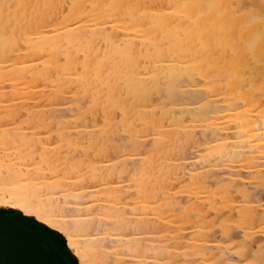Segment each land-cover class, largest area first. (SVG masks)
Returning a JSON list of instances; mask_svg holds the SVG:
<instances>
[{
  "label": "bare ground",
  "instance_id": "obj_1",
  "mask_svg": "<svg viewBox=\"0 0 264 264\" xmlns=\"http://www.w3.org/2000/svg\"><path fill=\"white\" fill-rule=\"evenodd\" d=\"M58 1L14 0L12 5V0H0V112H6V115L0 118V121L2 120L0 122V190L8 194L3 193L1 201L8 202L9 208L20 210L21 215L14 213L16 218L29 226L37 227L34 223L38 221L46 223L51 228L64 231L67 246L73 251L76 259L80 260V264H107V257L113 254L111 252L109 255V247L101 244L100 240L90 239V237L81 239L84 234H88L85 231L87 223L76 219L67 222L63 220L65 216H62L61 220L58 212L56 213L60 211V208L52 198L46 197L49 192L63 188L62 179L58 175L50 178L45 173L41 174L39 170H45L43 165L37 166V169L35 162L30 163L34 152L30 150L26 134L19 131L18 126L2 128L1 124L4 121L8 124L12 123L15 115L24 113L28 115V118L29 116L35 118L29 119V122H34L37 118V120L44 121L48 118L47 110L35 113L36 110L30 108L29 103L37 99L40 101L45 99L48 88L54 92V94L51 93L54 96L52 101L56 103L57 97L72 86V82L73 84L77 82L83 93L97 94L99 104L108 116L105 132L102 133L101 138L97 139V145L103 149L108 148L110 138L118 127L115 111L120 109L125 115L124 123L130 136L140 139L147 134V131L155 135L154 141L157 142L158 150L154 158L147 162L148 167L154 166L159 171L163 170L165 174H169L172 168L168 166L167 161L173 159L175 151L179 149L185 136L189 135L188 130L190 129L186 131L185 126L183 127L186 121L180 119L182 118L180 113V120H175L171 127L165 128L167 124L164 125V122L170 120L167 115L168 111L161 113V120L156 119L155 114L158 115L159 112L156 113L157 110L148 108L149 101L151 99L154 101L152 98L154 93L161 92V80L166 78L170 81L166 80L170 83L167 86V102L171 105L176 102L179 104L183 101L180 82L187 77L194 83L196 77L194 78L193 75L199 74L206 82L209 89L207 96L211 98V101L202 104L204 106H198L199 108L204 107L200 109L201 111L196 112L194 109L195 113L192 111L188 113L193 118L188 116V119L203 120L204 122L201 121L200 125L205 123L211 129L209 131L213 132L211 137L213 144L209 148L208 155L201 156L200 153L198 156L201 158V165L198 163L200 170H192L189 173L192 177V193L199 199L212 202L213 190L210 184L208 185L206 174L210 168L214 170L213 168L217 166L211 164V157L217 156L225 166L229 167L231 184L235 186L234 191L240 195L238 202L231 204L233 206L231 209L234 211L231 215L236 216L237 219L226 218L224 220L221 237L214 238L213 235L212 239L201 232L200 235L203 236L193 241L186 238L180 229L174 227V222L168 220V217L165 218L166 214L158 216L164 221L168 220L163 225L167 233L165 240L168 242L161 245L155 241L160 245L157 247V252L159 255L161 251L163 254L166 250L169 254L167 257L180 258L185 264H192L195 256L202 257L205 262L209 261V264H215L213 261L215 255L217 258L218 255L224 258L227 264H233L230 260L235 262L234 264H239L240 260L239 262H237L238 259L234 261L235 258L243 259L242 261H246L247 264H253L256 259H251L247 257L248 254H244L248 249L247 244L249 241L257 242L255 238L258 235H255L254 231L258 227L264 238V203L258 207L253 203L257 198L255 199V196L251 194L253 186L264 185V0H72L68 5L64 3L67 9L62 20L57 23H48V20L44 18L47 14L43 17L42 11L49 10L51 4ZM13 7L15 10H12ZM54 9L53 19L57 14V8ZM50 13L52 11L48 14ZM120 13L126 14L132 20L130 18L128 21L120 20L118 18ZM19 18L22 19L19 20ZM109 27L112 28L110 33L108 32ZM119 30L126 31V35L133 34L134 36L129 39H120L117 35ZM101 36H104L111 44L110 48L107 46L109 51L104 49L103 44L101 46ZM117 36L121 40L120 43L117 41ZM168 42L174 43L171 49L167 48ZM170 55L173 59L177 58V61H170L172 59ZM79 90L77 89V92ZM123 92L127 94V98H123ZM156 97L159 98V96ZM205 97L202 93H196L188 99L197 103ZM183 103H187V99ZM40 104L41 102L36 105L39 107ZM9 119L12 120L9 121ZM31 122L29 124L33 123ZM142 123L146 126V130H140ZM193 133H190L191 136ZM140 140H136L135 137L133 139L138 145ZM7 150H12V152ZM45 159L49 163H47L49 168L47 169L46 166V170L56 173L55 165L60 161L58 154L49 153L42 160ZM234 165L245 169L243 171L232 169ZM147 184L149 186L147 181L140 180L139 191H146L148 198L155 200L156 196L152 195ZM228 189L224 188L222 192L226 193V201L232 202ZM232 193L230 191L231 195ZM113 195L118 196L117 192ZM94 201H90L91 209ZM106 201L109 200L106 199ZM255 206L259 209L256 210ZM141 210L145 213L146 207H141ZM154 210L157 211L156 208ZM107 215L111 218H120L113 208ZM121 216L125 219L123 215ZM172 216L174 214L169 217ZM148 222L146 217H143L139 220L138 227L142 226L143 229L149 227L151 230L152 227ZM208 223L210 221H207L205 225ZM214 226L216 225L205 229L210 228L207 231L211 233ZM234 227L240 228L239 230L236 228L240 232L239 235L234 234L233 236ZM138 230L141 229L138 228ZM145 230H142L143 234H146ZM149 231L146 230V232ZM218 238L224 240L221 242L223 244L211 245L213 243L211 241H218ZM125 242L124 238H115L114 246L110 248L122 252ZM147 242L145 248L148 250L147 247H151L154 243L149 244V241L147 244ZM138 248L135 250L136 256L140 257L141 253L137 252ZM260 248L264 249V245ZM143 250L144 248L140 249L144 253L146 250ZM155 251L151 255L156 258ZM231 253L233 256L228 260L227 255ZM162 257L157 260L154 258V264H165L163 262L165 256L163 259ZM17 259L21 263L0 258V264H23L22 259ZM242 261L241 264H244Z\"/></svg>",
  "mask_w": 264,
  "mask_h": 264
},
{
  "label": "rangeland",
  "instance_id": "obj_2",
  "mask_svg": "<svg viewBox=\"0 0 264 264\" xmlns=\"http://www.w3.org/2000/svg\"><path fill=\"white\" fill-rule=\"evenodd\" d=\"M13 2L14 0H12V5H13ZM71 2L72 0H59L56 3H52L51 6L49 7V10L44 9L42 11V14H43L42 16L44 17L47 14L44 18L48 20V23H51V22L57 23L60 20H62V18L66 14L67 6L64 7V3L65 4L67 3L66 5H68ZM54 8H57L56 9L57 14H56V17H54L53 19L52 15L53 16L55 15ZM12 10H15V7H13ZM50 11H52V13L48 14ZM58 12H60V14ZM58 14L59 16H57ZM120 14L121 15H118V18L120 20L122 19V20L128 21V19L130 18L124 13L123 14L120 13ZM21 19L22 18H19V20ZM52 25L50 27H52ZM111 29H112L111 27L108 28L109 33L112 31ZM120 31L121 33L123 32V34L121 33L119 34ZM125 32L126 31H122V30L118 31L117 35L119 36L120 39L121 38L129 39V38H132V36H134L133 34L127 33L129 35L128 36L126 35ZM118 36H117V41L118 43H120L121 40L118 39ZM100 40H102V42H100L101 46L104 45V49L106 51H109L110 50L109 48L111 46L109 41L106 40L104 36H101ZM168 43L169 44L167 45V48L171 49L174 43L171 42L172 45L170 42ZM107 46L109 48H107ZM170 57L172 58L171 55ZM176 59L177 58L175 59L172 58L170 61L176 62L177 61ZM198 75L199 74L193 75L194 78L196 77L194 83L190 81L189 78L185 77L184 80H182L179 84L180 89L182 90L181 92H183L182 94L183 101L186 102V99H187V103H183V101H181L179 102V104L178 102H176L177 104L174 103V105H171L170 103L167 102L168 101V99H166L167 98L166 96L168 94L167 86L170 85L169 83L170 81L167 80L166 78H162L161 80L162 82L161 92L159 93L153 92L154 93V94L152 93L153 97L152 96L151 97L154 98V101L152 99L149 101L148 108L157 110L156 113L159 112L158 115L155 114L156 119L161 120L160 119L161 113L168 111L167 115L170 117V120L166 121L167 123L164 122V125L167 124L165 125L166 127L164 126L165 128L171 127L174 124V121L179 119V117L181 116L180 114H182V118L180 117V119L181 120L185 119L184 121H186L185 122L186 124L183 123L184 124L183 127L185 126V130L187 131L188 129L190 130L193 129V131L188 130L190 136L184 135L185 138L182 141L179 149L175 151V154L173 155L174 156L173 159L167 161L168 166L172 168L171 169L172 171L169 174H165L163 170L159 171L154 166L148 167L149 164H147V162L148 161L150 162V159L154 158L153 156L158 150L157 142H155L156 140L154 141L155 135L151 133V131L150 132L147 131V134L144 137L140 138L141 140L139 138H136V136H134L136 140H140V144L139 145L136 144L135 141H133L134 137L130 136L131 135L130 132L127 131V128L124 123L125 115L123 111H121L120 109H117L115 111L116 123L118 127L117 129H115V133L110 138L108 148H104L105 149L104 150L102 147L98 146L97 139L101 138V136L105 132L106 126L108 124L107 122L108 116L105 113L104 108H102V105L99 104L98 96H96L97 94L92 93V92L83 93L82 89L80 88L78 83L75 81H74L75 82L74 84L72 82V86L74 85L72 89H71L72 86L68 87L67 90L61 93L62 95L60 97H57L58 101L56 103L52 101V98H54L53 96L54 92L50 88H48L47 89L48 91H46V96L44 97L45 99H43L42 101L37 99L35 100V102L29 103V107L34 108V110H36L34 111L35 113H39V111L41 110H47L48 113L46 114V116H48V118L44 119V121L37 120L38 119L37 118L36 120L39 121L38 124L36 120H34L35 123L33 121H32L33 123L30 121L32 124H29L30 123L29 119L32 120V118L33 119L35 118L31 116H29L28 118V115H25V113L24 114L21 113L24 116L17 114L14 117L12 116L13 117L12 119L14 121H11L12 119L11 120L9 119V121H11L12 123L8 121L9 122L8 124L7 121L6 123L4 121L3 122L4 124L3 123L1 124L3 126L2 128H12V127L16 128V126H18L17 128H20V129L22 128L21 130L20 129L18 130L26 134L29 140V143H30L29 144L30 150L32 151V153L34 152L32 154V158L30 159V163L35 162V165H36L35 168L37 169H38L37 166L43 165L42 167L45 168V170L44 171H42V169L39 170V172L41 171V174L45 173L46 175L50 176V178H52V176L54 177L55 175L56 176L58 175V177L62 179L63 184H64L63 188L61 187L59 189H56L53 192H49V194L46 197L52 198L55 201L56 205H58L57 207L60 208V211H56V213L58 212L59 218L61 220L65 216L63 220L64 221L66 220L67 222L76 219L77 221L79 220L82 223L84 222L87 223L85 224V227L87 226L85 231L88 232V234L87 235L84 234V237H82L81 239H89L90 237V239L92 238L95 240H100L101 244H105V246L109 247L108 249L110 251L109 255L112 252L113 254L116 255L117 258L115 257V255L111 254V256L107 257L108 259L107 264L108 263L112 264L113 261H114L113 264H154L155 259L156 260L157 258L160 259L163 254H166V255H163V257L165 256L166 258V259L164 258L163 260L165 264L167 263L168 264L169 263L185 264L180 258L167 257L169 256V254L167 253L166 250H165L166 253L165 251H163L164 253L161 254L162 252L161 251L158 255L157 247L160 246L159 244L165 245L168 242L167 240H165L166 239L165 234L167 233L165 232V227L163 226L166 224L168 220H172V223L177 222V224L173 223L174 227H176L177 229H180V231L183 232L182 234H184L186 238L196 241L199 239V237L203 236L202 234L200 235L201 232H203V234L205 233L206 235H209L208 237H211V238L213 237V235H214V238L221 237L223 235L221 231H222V226H223L222 224L224 223V220L226 218H231V220L237 219L236 216L231 215L234 212L232 211L231 208L233 207L232 206L233 204L238 202V200L240 199V195L234 191L235 186L231 184L232 180L230 179V174L228 172L229 167L225 166L223 162H221V159L217 158V156L213 155L211 157V160H212L211 164L215 166L217 165V166L213 168L214 170H211L210 168V170L207 171V174H206L208 185L210 184L209 186L213 190L212 202H209L208 200L199 199L197 195H194L192 193V188H191L192 187V177L189 173L192 170H200L199 167L201 165L200 164L201 158H198V156H200V153H201V156L208 155L210 152L209 148L213 144V142L211 141L213 132L209 131L211 129L208 128L207 124L201 123L202 125H200L201 121L204 122L203 120L200 121V119L198 118L197 120L195 119L190 120L191 116L188 115V113H191V111L192 113L193 112L195 113V110L196 112L201 111L204 107L202 108H199V107L202 104L204 103L207 104L209 101H211V98L207 96L209 94V89L206 85V82L203 80V78L200 75L199 76ZM166 80L169 82L167 83ZM181 83L184 85H182ZM191 84L194 86H192ZM77 89L78 90L80 89L79 90L80 92L78 91L79 93L77 92ZM199 90L200 92H198ZM47 93H50V94H47ZM124 93L125 92H123V94ZM196 93L197 94L202 93V96H206L207 98L205 97V99L207 100L205 101V99H203L202 101H200L201 103L199 101L198 102L196 101L198 104L193 103L192 100L191 101L189 100L190 99L189 97H191L192 95ZM123 94H122L123 98H127V94L126 93L124 95ZM160 94H162L161 97H160ZM63 96H66V97H63ZM156 96H159V98ZM87 99H89V101H87ZM40 102L41 104L38 107L36 104ZM42 102H45V103H42ZM43 104L45 105L43 106ZM60 108L62 110H60ZM170 109L173 111H171ZM0 113H1L0 118L1 117L3 118V116L6 115L5 111H1ZM49 113L50 114L52 113V114L49 115ZM183 115H186L187 117L186 116L184 117ZM188 116L190 117L189 119H188ZM173 118H176V119L173 120ZM0 122H2V120ZM142 124L140 126L141 127L140 130H146V126ZM86 131L88 133H86ZM192 132L194 133L191 136L190 133ZM189 137H191V139ZM188 139H189V142H188ZM31 143L33 144V146H31L32 145ZM47 144L50 146H48ZM41 146L44 148H42ZM12 150H7V151L12 152ZM46 153L47 154L49 153L58 154L60 161L58 164L56 165L54 164L56 167V171L58 173L57 172L54 173V171H52L54 173L53 174L51 173V170L49 172L48 170H46V166H47V169L49 168L48 160L46 159L42 160L46 158V155H47ZM198 163L200 165H198ZM51 166L53 167L52 164ZM232 169L243 171V169L245 168H242L238 165H234ZM171 174H173L174 176ZM140 180L142 181L144 180L149 183V186L147 184V188L150 187L152 195L154 197L156 196V199L154 198L155 200L148 198V193L146 191L144 192L139 191L138 184ZM228 184L230 185L229 189H228L229 187ZM224 188L228 189L229 197L231 196L232 202L226 201L225 199L226 193L225 191L222 192ZM230 191L231 193L232 191H234L232 195L230 194ZM116 192L118 196L113 195V194H116ZM0 193H1L0 194V223L2 222L3 224L10 226L11 228H14L16 230L18 229V231H21V232L23 231L27 234H30L33 237L39 239L40 241L43 240L44 245H45L46 239L50 240L57 250H59L60 252H63L64 254L66 253V255L69 257L70 264H80V260L76 259L77 257L74 255V253H72L73 251H71V249L68 248L67 246L66 234L64 231H59L58 229L51 228L46 223L38 222V221L34 223L37 226V228H35L17 219L16 214L21 215V211L18 209L9 208L8 202H4L3 200L1 201L2 199L1 195L4 192L2 193V191L0 190ZM4 194L8 195L7 193H4ZM251 194L255 196V199L257 198L256 199L257 201L254 200L253 203L258 205V207L260 204L264 203V185L263 184H260L258 186H253L251 188ZM233 195H235L234 197H236L237 195L238 198H234ZM74 198L78 199L80 202L78 200H75ZM106 199L109 201L107 202ZM92 200H95V201L93 202L94 204L91 209L90 201ZM101 204H104V205H101ZM228 205H231V206L228 207ZM141 207H146L145 213H142ZM256 207L257 206H255V209L258 210L259 208H256ZM112 208L117 211V213L120 215V218H116V217L111 218L110 216L107 215V213ZM154 208H156L157 211H155ZM173 214L174 216L170 218L169 216ZM121 215H123L125 219H123ZM164 215L166 219L167 217L169 219L164 221L163 219L159 218L160 216H164ZM143 217H146V220L150 222L149 226L152 227L151 228V230L153 229L152 231L150 230L149 227L148 228L144 227L147 231L150 230L149 232H146V230L143 229L142 226L138 227L139 220L143 219ZM178 221H181V222H178ZM205 221L206 223L207 221L208 222L210 221V223L205 225L206 224ZM213 225H216V226H214L215 228L213 227V229H211L212 231L210 230L212 233L211 234L209 231H207L210 228L207 230L205 228L208 226L209 227L211 226L212 228ZM138 228L141 230H138ZM234 228L235 229L232 231L233 236L234 234L239 235L240 232L236 230L237 227H234ZM237 229L239 230L240 228H237ZM142 230L143 231L145 230L144 233L146 234H143ZM254 232L256 233L255 235H258L255 238L257 242L249 241L246 247L248 249L246 252H244V254L246 255L248 254L247 257L251 259H256L253 264H264V249L260 248L261 245H264L263 234L259 230V227L256 228ZM138 233L139 234L141 233V234L139 235ZM137 234H138V238L136 239ZM139 237H142V238H139ZM115 238H124V240L126 239L125 247L122 252L115 250V248H112V249L110 248L114 246L113 242ZM237 238L239 239V236ZM103 239L105 240L104 241L105 243L103 242ZM106 240L108 243L106 242ZM130 240H133V241L130 242ZM160 240H161V243H160ZM141 241H144L145 243ZM155 241L159 244H157ZM214 241L215 240L211 241L213 242L211 243V245H216V244L220 245V244H223L221 243L222 241L224 242V240H219V238H218V241H215V242ZM139 242H141L142 244ZM146 242L147 244L154 243L152 244L153 247L152 246L147 247L148 248L147 250L145 248ZM155 244H157L158 246L156 245L155 247ZM139 246L140 248H138ZM171 247H173V245ZM133 248H134V251H132ZM136 248H138L137 252L141 253L140 257L136 256L137 254L135 251ZM142 248H144L143 251L146 250L144 253L140 251V249ZM154 251H155L154 256H156V258L151 255L152 253H154ZM231 254L227 255V259L232 258L231 256H233V253ZM146 255H147V258H146ZM149 256H151V258ZM215 256L216 257L213 259V261H215V264H227L224 258H221L219 255H218V258H217V255ZM193 259L194 260L192 261V264H209V261L205 262V260H203L202 257H199V256L198 257L195 256V258ZM236 259H238V261ZM132 260L134 261L132 262ZM239 260H240L239 264H241V261L243 259L235 258L234 261L239 262ZM230 262H232L233 264L235 263L232 260H230ZM242 262L244 264L245 263L247 264L246 261L245 262L242 261ZM99 264H103V263H99Z\"/></svg>",
  "mask_w": 264,
  "mask_h": 264
},
{
  "label": "water",
  "instance_id": "obj_3",
  "mask_svg": "<svg viewBox=\"0 0 264 264\" xmlns=\"http://www.w3.org/2000/svg\"><path fill=\"white\" fill-rule=\"evenodd\" d=\"M61 253L48 239L43 246L24 233L0 223V258L15 262H20L17 259L20 258L23 264H70L66 253Z\"/></svg>",
  "mask_w": 264,
  "mask_h": 264
},
{
  "label": "flooded vegetation",
  "instance_id": "obj_4",
  "mask_svg": "<svg viewBox=\"0 0 264 264\" xmlns=\"http://www.w3.org/2000/svg\"><path fill=\"white\" fill-rule=\"evenodd\" d=\"M17 230H18V229H17ZM22 232H23V231H22ZM23 233H25V232H23ZM25 234H27V233H25ZM27 235H29L32 239H34L35 241H37V242L40 243L41 245L45 246V245L43 244V240L40 241L39 239L33 237V236L30 235V234H27Z\"/></svg>",
  "mask_w": 264,
  "mask_h": 264
}]
</instances>
